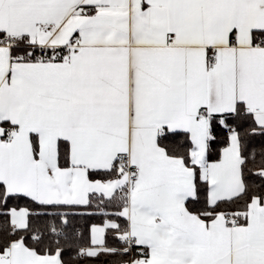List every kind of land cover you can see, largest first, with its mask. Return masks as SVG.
I'll return each mask as SVG.
<instances>
[{
    "label": "snow or ice",
    "instance_id": "1",
    "mask_svg": "<svg viewBox=\"0 0 264 264\" xmlns=\"http://www.w3.org/2000/svg\"><path fill=\"white\" fill-rule=\"evenodd\" d=\"M0 264H264V0H0Z\"/></svg>",
    "mask_w": 264,
    "mask_h": 264
}]
</instances>
